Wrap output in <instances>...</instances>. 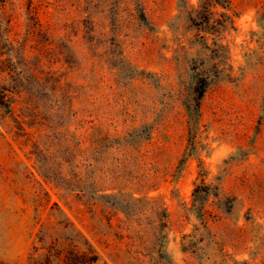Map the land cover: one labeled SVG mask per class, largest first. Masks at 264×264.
<instances>
[{
  "label": "rangeland",
  "instance_id": "1",
  "mask_svg": "<svg viewBox=\"0 0 264 264\" xmlns=\"http://www.w3.org/2000/svg\"><path fill=\"white\" fill-rule=\"evenodd\" d=\"M99 1L91 15L85 2L7 0L10 40L26 46L0 63V264H37L51 242L76 264H264V0H226L212 35L182 0ZM32 9L50 31L30 35ZM203 76L192 133L185 104ZM196 157L221 192L208 228L187 210Z\"/></svg>",
  "mask_w": 264,
  "mask_h": 264
},
{
  "label": "trees",
  "instance_id": "2",
  "mask_svg": "<svg viewBox=\"0 0 264 264\" xmlns=\"http://www.w3.org/2000/svg\"><path fill=\"white\" fill-rule=\"evenodd\" d=\"M56 3L60 8L59 11L67 10L69 7L76 9H79L78 7L83 5L85 2V7L83 10L89 12L91 15L94 14V8L99 9L103 8L102 4L103 1H99V3H96L97 0H55ZM226 0H199V3L196 5L189 4V0H182L184 8L183 12L189 19H191L194 23L195 21H200L198 26H200V30L204 31L206 34H217L220 31L224 30L226 28V25H224L223 21L216 17H224L227 19H230V15L227 11H221L219 12L218 9L223 8L225 10H229L228 6L225 5ZM7 0H0V12L1 17L0 19V63H5V60L2 58L5 56V47L7 45L15 47V44L17 43L19 45V50L22 51L24 49V46H26V43L20 42L19 40L11 41L10 40V33L13 30V15L10 13L8 7H7ZM143 20L147 21V25L149 26V20L145 13V11L142 12ZM7 19V21H6ZM29 23L27 26L29 27V33L32 35V33H36L37 29L40 28V31L43 30V28L46 31H50L52 29V24L49 21V24L46 26L43 24L41 19L38 16V12L36 9H32L30 17L28 19ZM5 23V27L4 26ZM196 24V23H195ZM197 25V24H196ZM24 45V46H23ZM216 46L223 52L224 58L223 62H227L226 60L228 58V55L230 54V49L227 45L216 43ZM206 49H211L210 45L208 43H205ZM210 77L203 76L201 82L203 83V87H201L199 94L196 95L197 88L194 90L195 97L190 100V103H186V109L187 114L189 117V128L192 133H195L201 129L202 121H203V110H202V101L205 97V94L207 93L209 89V79ZM3 100V98H2ZM193 154H188L185 156V159L183 161L189 160L193 157ZM199 161V170H198V176L195 182V188L193 192V205L192 207L188 208L190 214H195L200 221V223L208 228V224L211 222H216L219 218V213L217 210H209L207 209V200H209L212 196L215 198H219L221 195L220 188L218 185L209 184V176L211 175V171L207 168L206 163L201 157H196ZM79 174L75 175V182L77 183L79 180V183H83V179H78ZM74 181V180H73ZM78 184V183H77ZM71 185L68 184L66 189L73 190L70 187ZM154 188V187H150ZM215 190V191H213ZM122 188H120L118 194H114V197H125L123 195ZM112 196V197H113ZM131 198V201L133 205L139 206V207H150L151 210L158 213V219L159 220H165L169 217L168 211L166 208H164V205H160V201H158L155 198H152L150 196H144V197H137L135 193H132L129 195ZM124 202L125 200L122 199ZM127 202V201H126ZM129 205V208L132 207V204L130 202H127ZM216 206L220 212V205L216 203ZM125 208V207H124ZM163 212V213H162ZM188 219L191 220V215H188ZM166 225V224H165ZM46 250V253L41 255V259L39 260V263L37 264H76V260L74 259L75 256L73 253L71 255L66 254L63 249L60 248L57 242H51L47 246L44 247ZM185 250V249H184Z\"/></svg>",
  "mask_w": 264,
  "mask_h": 264
}]
</instances>
